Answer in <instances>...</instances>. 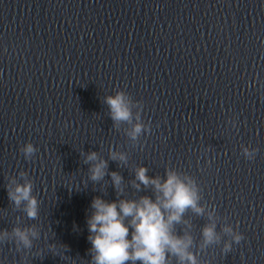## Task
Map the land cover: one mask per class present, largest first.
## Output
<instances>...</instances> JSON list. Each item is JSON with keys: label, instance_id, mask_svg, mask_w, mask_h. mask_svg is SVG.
Segmentation results:
<instances>
[{"label": "water", "instance_id": "1", "mask_svg": "<svg viewBox=\"0 0 264 264\" xmlns=\"http://www.w3.org/2000/svg\"><path fill=\"white\" fill-rule=\"evenodd\" d=\"M140 167L196 189L172 233L197 264H264V0H0V264H92L91 201L154 199ZM25 182L35 218L8 195Z\"/></svg>", "mask_w": 264, "mask_h": 264}, {"label": "clouds", "instance_id": "2", "mask_svg": "<svg viewBox=\"0 0 264 264\" xmlns=\"http://www.w3.org/2000/svg\"><path fill=\"white\" fill-rule=\"evenodd\" d=\"M111 119L114 122L128 121L131 112L123 93L117 92L114 96L105 98ZM142 131L140 124L134 125L130 135L135 138ZM33 147L25 145V154H31ZM245 155H250L247 149ZM124 160V156L112 159ZM93 161L90 167V179L100 180L105 174L106 162L98 160L97 154L91 152L86 156V161ZM146 169L140 167L136 170V180L147 186L151 184L157 195L154 199L147 196L138 200L105 201L94 197L91 201L92 213L87 218L88 240L92 264H167L165 253H170L178 258L179 264H197L195 256L188 251L191 240L188 237H177L172 233V225L179 222L186 208H192L199 213L196 205V189L191 182L185 183L174 172H168L163 182L159 178H149L145 175ZM113 186L119 189L121 177L110 173ZM137 188L139 185H135ZM32 185L25 182L17 184L9 192L10 199L15 204L24 202V211L30 218L37 216V201L31 195ZM131 230V231H130ZM225 231H231L225 229ZM20 242L25 246L30 244V235L26 231H16ZM202 235L205 243L212 242L215 237L213 227H205ZM241 236H234L239 242Z\"/></svg>", "mask_w": 264, "mask_h": 264}]
</instances>
